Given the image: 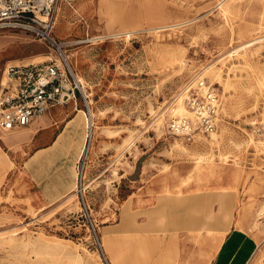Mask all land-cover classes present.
Masks as SVG:
<instances>
[{
    "label": "rangeland",
    "instance_id": "1",
    "mask_svg": "<svg viewBox=\"0 0 264 264\" xmlns=\"http://www.w3.org/2000/svg\"><path fill=\"white\" fill-rule=\"evenodd\" d=\"M55 14L92 108L77 91L66 110L96 115L91 151L117 136V162L107 170L86 152L87 209L78 190L62 208H26L5 196L14 159L0 131V264H201L234 227L258 244L249 264H264V0H60ZM49 54L61 57L0 30V83L8 63ZM207 65L222 81L199 76ZM199 77L222 96L217 137L171 134L164 111Z\"/></svg>",
    "mask_w": 264,
    "mask_h": 264
},
{
    "label": "built area",
    "instance_id": "2",
    "mask_svg": "<svg viewBox=\"0 0 264 264\" xmlns=\"http://www.w3.org/2000/svg\"><path fill=\"white\" fill-rule=\"evenodd\" d=\"M59 1L0 0V30L26 31L59 49V42L53 37ZM184 90L186 106L191 115L171 118L168 123L169 132L187 139L200 134L211 136L217 132L223 105L218 88L207 79L199 77L186 85ZM77 91L85 97L90 112L88 97L80 87L70 62L63 56L50 57L42 62L8 63L0 83V131L8 133L30 125L52 108L76 98ZM85 164L86 158L79 167L78 191L87 209L82 194ZM93 228L95 231L94 225Z\"/></svg>",
    "mask_w": 264,
    "mask_h": 264
},
{
    "label": "crops",
    "instance_id": "3",
    "mask_svg": "<svg viewBox=\"0 0 264 264\" xmlns=\"http://www.w3.org/2000/svg\"><path fill=\"white\" fill-rule=\"evenodd\" d=\"M4 138L14 159L8 170L13 176L5 196L11 192L26 208L28 201L41 209L60 203L59 208L66 206L78 190L76 172L88 145L85 116L79 112L69 115L66 104L57 106L30 125L5 133ZM116 138L107 136L110 142L105 146L99 144L93 151L90 148L87 159L92 158L98 164L105 161L107 170H112L118 157L113 145ZM241 230L234 227L220 241L209 261L204 258L201 264H249L258 244L248 240Z\"/></svg>",
    "mask_w": 264,
    "mask_h": 264
},
{
    "label": "bare ground",
    "instance_id": "4",
    "mask_svg": "<svg viewBox=\"0 0 264 264\" xmlns=\"http://www.w3.org/2000/svg\"><path fill=\"white\" fill-rule=\"evenodd\" d=\"M220 7H222V4L220 5ZM223 8V7H222ZM225 14V13H224ZM260 29V28H259ZM257 30V29H256ZM129 32V31H128ZM127 34H129V33H127ZM130 35V34H129ZM263 36V35H262ZM260 37V36H259ZM258 37V38H259ZM264 37V36H263ZM262 37V38H263ZM256 39V38H255ZM250 44H252V42L251 43H249V45ZM63 45H64V43H58V46L60 47L59 48V51H60V53H61V56H63V57H65L68 61H69V56L66 54L67 53V50H65V49H63L62 47H63ZM239 52V51H238ZM231 53H233V52H230V54ZM50 55V54H49ZM50 57H51V55L49 56V58H47V59H50ZM46 59V56H44V59L43 60H40V61H35V60H29V61H24V62H42V61H45V60H47ZM180 59H182V58H178L177 59V61H180ZM177 61H175V62H177ZM70 62V61H69ZM245 64H247V63H245ZM208 66V65H207ZM223 68H222V66H221V70H222ZM222 72L221 71H218V70H216V69H214L212 66H208V67H206V68H204V70L200 73V75L199 76H204L203 74H208V75H210L214 80H218V81H222V74H221ZM198 74V73H197ZM201 76V77H202ZM197 77V76H196ZM230 79V78H229ZM258 81V80H257ZM262 81V80H261ZM263 83V82H262ZM227 87H228V83H227ZM184 92H185V90H184ZM184 92H181V93H179L178 94V97H177V102H176V104H171L170 106H168V108L164 111V113H166V112H171V113H173V116H182V115H191V113H190V110L187 108V106H186V102H185V98H186V93H184ZM90 108H91V106H90ZM82 113H84V116H85V120H86V123H87V140L89 141V138H90V136L92 137L93 136V122L95 121V116L96 115H93L92 114V116H93V119L94 120H91V118L89 117L90 115H89V113L87 112V111H85L84 109H81L80 110ZM91 111H92V108H91ZM164 113L162 114V115H160V117L157 119V120H159V125H161L162 124V121H163V119H162V116L164 115ZM83 118V117H82ZM81 118V119H82ZM93 121V122H92ZM95 123V122H94ZM92 126V127H91ZM91 127V128H90ZM216 133V132H215ZM215 133H213L211 136H213ZM214 137L216 138L217 136L216 135H214ZM252 137V136H251ZM203 138V136L201 135V137H200V139H202ZM252 139V138H251ZM253 140H254V138H253ZM90 141H91V138H90ZM252 141V140H251ZM184 144V143H183ZM175 145L177 146V147H180V146H182L181 145V143L179 142V140L177 139L176 140V142H175ZM261 146H263L264 147V141H262L261 142ZM0 148L2 149L3 148V145L1 144V142H0ZM89 148H90V146L88 147V145H86L85 146V148H84V156H85V154H86V152L89 150ZM6 153V152H5ZM5 153H1L0 152V165L1 164H3L5 161H6V159H7V156L5 155ZM194 155H197V162H196V164H197V167H202V166H204L205 164H204V162L203 161H205L206 160V158H205V156H204V154L203 153H199V152H194L193 153ZM76 174H77V172H76ZM76 177H77V188H79L80 187V181H79V179H78V175H76ZM86 185H87V183H86ZM65 199V198H64ZM120 252V255L122 254V252L120 251V250H118V253Z\"/></svg>",
    "mask_w": 264,
    "mask_h": 264
}]
</instances>
